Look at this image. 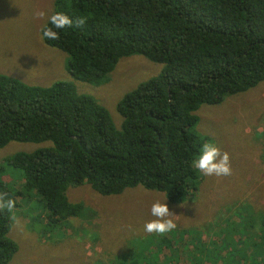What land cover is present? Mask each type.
<instances>
[{
	"label": "trees",
	"instance_id": "1",
	"mask_svg": "<svg viewBox=\"0 0 264 264\" xmlns=\"http://www.w3.org/2000/svg\"><path fill=\"white\" fill-rule=\"evenodd\" d=\"M55 12L86 19L57 30L59 39H43L68 54L75 81L107 82L123 57L137 54L164 66L118 102L121 128L72 81L42 86L0 72V148L51 142L7 158L24 177L15 192L2 180L0 163V193L15 207L25 197L33 204L36 193L47 225L86 210L67 195L85 183L105 196L143 186L172 203L187 201L201 181L192 162L208 138L195 130L196 112L264 81V0H55ZM12 226V211H0V264H10L19 249L9 237ZM170 234L154 238L160 254L171 251L154 262L187 264L176 261L183 249L173 251L184 247L176 237L183 240L185 231Z\"/></svg>",
	"mask_w": 264,
	"mask_h": 264
},
{
	"label": "rangeland",
	"instance_id": "2",
	"mask_svg": "<svg viewBox=\"0 0 264 264\" xmlns=\"http://www.w3.org/2000/svg\"><path fill=\"white\" fill-rule=\"evenodd\" d=\"M54 1L0 0V72L42 86L72 81L80 93L92 95L105 106L121 128L118 102L157 76L164 65L137 54L123 57L107 82L75 81L67 71L68 54L41 39ZM36 12L46 15L37 18ZM196 113L195 130L230 154L231 175L200 172L198 189L183 203H172L165 193L143 186L109 196L88 183L72 186L67 191L69 200L82 203L86 210L50 225L42 206L37 207L38 195L31 192L33 204L24 196L21 206L12 210L9 237L19 249L10 264H164L154 260L171 251L163 248L160 254L154 238L161 235L144 231L145 223L154 219L151 206L156 201L166 202L177 215L173 217L177 228L170 233H186L183 240L176 237L184 247L177 244L173 251L178 255L185 251L175 256L176 261L230 264L234 257L231 264H264V81L218 103L203 104ZM50 144L11 141L0 148V163L6 168L2 180L13 192L24 177L22 170L5 164L7 158Z\"/></svg>",
	"mask_w": 264,
	"mask_h": 264
},
{
	"label": "clouds",
	"instance_id": "3",
	"mask_svg": "<svg viewBox=\"0 0 264 264\" xmlns=\"http://www.w3.org/2000/svg\"><path fill=\"white\" fill-rule=\"evenodd\" d=\"M46 15L44 12H36L37 18ZM86 23V19L81 17L73 20L63 12H55L49 17L48 24L42 29L41 39L56 40L59 39V32L73 26L81 27ZM51 25V26H49ZM192 166L206 176H229L232 174L231 158L227 151H222L220 147L212 142L204 143L199 151L198 157L193 160ZM15 207V201L7 198L6 193H0V211L7 210L11 212ZM151 216L154 217L144 225V231L148 234L165 235L177 228L173 219L177 216L170 211L166 202L156 201L151 206Z\"/></svg>",
	"mask_w": 264,
	"mask_h": 264
}]
</instances>
